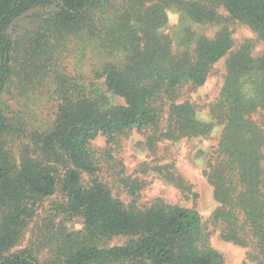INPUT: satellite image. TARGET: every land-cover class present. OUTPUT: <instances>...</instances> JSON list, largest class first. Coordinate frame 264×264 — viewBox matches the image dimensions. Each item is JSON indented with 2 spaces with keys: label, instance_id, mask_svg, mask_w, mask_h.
<instances>
[{
  "label": "trees",
  "instance_id": "1",
  "mask_svg": "<svg viewBox=\"0 0 264 264\" xmlns=\"http://www.w3.org/2000/svg\"><path fill=\"white\" fill-rule=\"evenodd\" d=\"M170 11L182 21L177 47L164 32ZM190 21L221 28L211 38ZM235 21L263 44L259 56L254 40L234 49ZM76 52L69 70L65 61ZM226 56L224 84L211 105L223 131L205 173L219 202L213 220L223 239L252 246L249 258L264 264V127L252 116L264 118V0H0V264H226L197 210L161 199L140 208V184L123 178L135 197L128 206L106 181L83 178L101 170L92 146L99 136L111 143L153 130L150 147L209 136L214 124L178 99L184 86H203ZM86 60L89 68L80 64ZM101 84L124 103H113ZM14 88L18 98L23 91L34 97L7 103ZM42 103L50 106L48 120L39 117ZM166 176L190 189L181 177ZM59 187L68 200L54 208L81 218L83 230L60 228L48 237L47 225L50 256L43 260L40 248L12 251ZM114 235L131 239L101 246Z\"/></svg>",
  "mask_w": 264,
  "mask_h": 264
},
{
  "label": "rangeland",
  "instance_id": "2",
  "mask_svg": "<svg viewBox=\"0 0 264 264\" xmlns=\"http://www.w3.org/2000/svg\"><path fill=\"white\" fill-rule=\"evenodd\" d=\"M167 18L169 20L164 27V32L174 34V44L177 47L179 46V39L175 33L181 30L180 14L170 11ZM190 26L197 34L211 38L221 28L220 25L200 24L194 21H190ZM230 29L233 31L235 40L234 49L239 48L248 40H254L253 55L257 57L261 54L263 44L258 41L256 34L247 25L235 21L230 25ZM76 54L78 52L70 54L71 58L65 61V66L69 70L74 68V64L81 56H76ZM88 57H93V54L88 52ZM228 57H224L214 66L203 86H184L178 99L179 102L192 103L196 107L198 117L201 120L214 124L212 133L209 136L183 138L178 141L162 139L158 140L154 147H150L147 141V137L153 133V130L124 133L118 135L111 143L108 142L106 137L99 136L92 142V146L98 157V165L101 170L96 173V176L85 174L83 178L88 182L92 181V178L106 181L113 195L128 206L134 203L135 197L129 193L128 188L122 183L123 178H128L130 182L140 184L141 188L136 199V205L140 208L149 207V205L151 206L158 199H161L173 205L195 209L200 213L207 226L212 246L223 253L226 264H256L248 256L249 251L253 249L252 246L242 247L222 238V229L213 220L219 202L215 197L213 186L210 184L207 175H205L209 164L216 159L223 131V126L213 119L211 105L219 97L218 95L223 87ZM91 63L92 60L80 61V64H83L85 68H89ZM101 88L108 96L112 97L113 103H124L123 99L109 93L103 84H101ZM23 92L24 96H20V98L28 99L31 97L32 99L34 97L33 92ZM18 97L15 88L5 95L7 103H13L15 99L19 100ZM29 101L27 102L30 103ZM43 103L40 104L37 111L40 119L48 120L50 118L48 116L50 106ZM252 116L264 127V118L261 113H255ZM167 117L168 106H165L160 120L162 128L165 126ZM169 173H172L175 177H181L190 189L184 190L177 186L166 176ZM67 200L68 198L61 192V187H59L56 194L43 199L37 208V215L24 229L21 242L12 251L40 248L39 256L40 260H43L50 256V248L47 246L45 238L47 225L51 227L48 232L51 235L48 237H53V233L57 234L60 228H66L71 232L82 231L84 223L81 218L67 217L63 212L54 208L56 205L66 203ZM54 209H56V212ZM1 216L0 212V221ZM130 239L131 237L126 235H114L105 239L101 246H122L127 244Z\"/></svg>",
  "mask_w": 264,
  "mask_h": 264
}]
</instances>
